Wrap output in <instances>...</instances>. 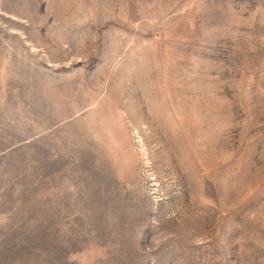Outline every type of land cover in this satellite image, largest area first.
Wrapping results in <instances>:
<instances>
[{"label":"rangeland","instance_id":"1","mask_svg":"<svg viewBox=\"0 0 264 264\" xmlns=\"http://www.w3.org/2000/svg\"><path fill=\"white\" fill-rule=\"evenodd\" d=\"M0 264H264V0H0Z\"/></svg>","mask_w":264,"mask_h":264}]
</instances>
